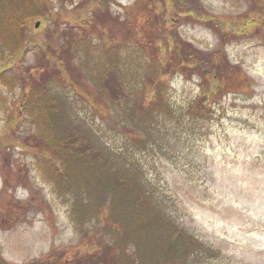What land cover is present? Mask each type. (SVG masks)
<instances>
[{"label": "rangeland", "instance_id": "obj_1", "mask_svg": "<svg viewBox=\"0 0 264 264\" xmlns=\"http://www.w3.org/2000/svg\"><path fill=\"white\" fill-rule=\"evenodd\" d=\"M15 6L0 8V264L109 246L157 262L168 231L172 264H264V0H37L21 51L4 36ZM158 78L169 114L144 112ZM213 82L200 121L188 104Z\"/></svg>", "mask_w": 264, "mask_h": 264}, {"label": "trees", "instance_id": "obj_2", "mask_svg": "<svg viewBox=\"0 0 264 264\" xmlns=\"http://www.w3.org/2000/svg\"><path fill=\"white\" fill-rule=\"evenodd\" d=\"M6 1H8V2L3 3V5L0 2V8L3 7L5 4L11 3V2L16 3L15 14H11L10 19H11L12 25L13 26H19L20 29H18V28L13 29L11 27V28H9V30L7 32L4 33V36H5V39L8 40L9 31L14 32L15 34H17L16 32H19V34H18V46L17 47L21 51L22 47H23V49H26V47L28 46V45H25L24 33L21 32V30H24L25 19H27L30 16H34V14H35V16L39 15V14H43V12H40V13L34 12L33 1L35 3V2H37V0H28L31 7L24 4V2L25 3L27 2V0H12V1L6 0ZM5 8L8 9V6H5ZM7 14H8V12L5 13L4 18H3V19H5L6 22L9 21V19L6 17ZM103 19H111V18L110 17L109 18H106V17L101 18L102 21H103ZM112 20L116 21L114 17L112 18ZM19 45H25V46L19 47ZM177 52H178L177 54L179 55V57L184 59L183 61H185V60L187 61V58L190 57V56H188L189 53H185V54L181 53L182 52L181 49L178 50ZM111 57L112 56H110V55L107 57L104 66L107 69L114 70V68L112 67L113 61L111 60L113 58H111ZM181 62H182V60H181ZM182 65H183V63H182ZM211 68H212L211 73L213 72L216 76H218L219 74L222 73L221 68H220L221 73H220L219 69H217L216 72H214V67H211ZM204 71L206 73L208 72L206 70H204ZM212 77L215 78L214 75ZM110 83L112 85V88H110L111 92L109 90V93L107 94L108 99H110L112 96L113 88L119 87V84L116 82L112 83V81H111ZM149 85L152 87V88H150L151 89V98L149 101L144 102V112H146L147 109H150L151 107L154 106L155 107L154 112H156L158 114L161 113V111L168 113V114L171 113V108H170L169 104H167L165 102V98L163 96V90L166 87H168L167 82L165 80H163L162 78H158L156 81L145 80L144 81V90L147 88V86L149 87ZM219 89H220L219 84L218 83L215 84V82H213L212 86L210 87V91H208L209 93H211V97L210 98H209V96L205 97L203 94L200 93L192 102H190V104H188V111L190 113H193V114L195 113L197 119L200 121H202L203 118H207V116L210 114L211 99H213L215 97L216 92ZM70 150H69V152H72V153H76V152L81 153V150H79L77 148L74 151L72 149H70ZM144 202H145V200H144ZM146 207L149 208V210L156 209V208H153V205L150 203L148 205H146ZM157 215L159 216V213H157ZM158 222L159 221H156V218H154L153 224L151 225L150 224V216H147L146 219L144 220V235L149 236L153 241L159 242V238L162 236V234L160 236V234L158 233V231H159L158 225H157V231L155 232L156 224H158ZM116 223L119 226L125 225V228H128V226L126 224H129V223H126L125 221H123L122 218L120 219V221H116ZM128 230L129 229H126L123 231L124 235H127L126 232ZM174 233L176 235H178L177 234L178 231L176 229L174 230ZM130 234H134V232L131 231ZM176 235H174V236H176ZM169 236H170V242H169L168 246L171 248L167 249L168 253L164 257H161L160 259H158L157 262L154 261L155 258L151 261L149 255H147L145 250H144V255L143 254L141 255L140 251L136 250L135 251V253L137 252L136 255L132 254L130 252H127L126 255L122 254V255H120L119 259H116L115 256L111 255L110 249H112V248H111V246H109L108 248L105 249L106 250L105 253L103 252V254H102L101 251L95 250L96 252H94L93 254H89L88 257L83 258L81 261H79V263L80 264H172V263H176V261L178 259L170 254V251H172L175 248L173 245L174 241H171V238L173 239V236H171V233L168 231V237ZM186 236H183V237L187 240L188 243H187L186 247L183 248V251L187 254L195 251L194 256H196V258L193 259V261L197 262L200 258L199 253L196 252L197 250L193 246L194 243L191 241H188L189 237L188 236L186 237ZM126 242H127V240L123 236L121 239H119L117 241L116 246L119 245L120 247H122ZM156 246H158V245H156ZM107 254H109L110 256ZM181 255L182 254H178V258H181ZM36 264H45V263L41 262V261H39V262L36 261Z\"/></svg>", "mask_w": 264, "mask_h": 264}, {"label": "water", "instance_id": "obj_3", "mask_svg": "<svg viewBox=\"0 0 264 264\" xmlns=\"http://www.w3.org/2000/svg\"><path fill=\"white\" fill-rule=\"evenodd\" d=\"M37 25V24H36Z\"/></svg>", "mask_w": 264, "mask_h": 264}]
</instances>
